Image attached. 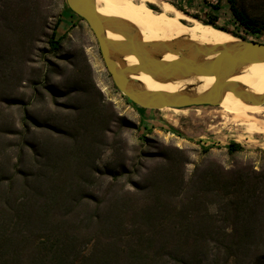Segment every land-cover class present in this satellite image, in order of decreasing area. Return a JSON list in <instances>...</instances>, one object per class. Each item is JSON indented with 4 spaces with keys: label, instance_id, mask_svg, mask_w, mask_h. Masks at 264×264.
<instances>
[{
    "label": "rangeland",
    "instance_id": "1",
    "mask_svg": "<svg viewBox=\"0 0 264 264\" xmlns=\"http://www.w3.org/2000/svg\"><path fill=\"white\" fill-rule=\"evenodd\" d=\"M203 1L191 0L184 6L202 15L207 8ZM239 2L249 15H264V0ZM56 22L55 37H62V41L58 50H52L47 40ZM217 25L236 33L232 34L236 39L244 33L227 6H223ZM248 38L264 42V37ZM3 97L22 100L28 117L24 135L28 143L38 146L37 159L48 162V166L52 162L53 170L68 187L86 189L98 197L112 183L110 175L123 168L126 173L115 187L133 189L129 177L132 182L140 181L147 174L145 168L164 161L160 156H174L186 182L194 174L200 181L205 176L207 182L212 180L214 160L225 166L248 158L256 165L264 162V131L247 130L249 126L233 123L229 115H224L221 109L233 107V103L147 109L129 101L107 71L88 24L66 0H0ZM22 114L20 108H7L0 101L1 125L20 123ZM252 116L249 120H264V112ZM232 141L240 143L245 151L228 156L225 151ZM202 148L209 150L203 152ZM25 152L23 164L28 167L36 152L28 148ZM84 163H93L98 169L89 173ZM140 163L143 167L137 172ZM82 173L89 182H81ZM257 209L239 234L246 243L240 255L245 259L242 264H264V209ZM209 211L214 212V206Z\"/></svg>",
    "mask_w": 264,
    "mask_h": 264
},
{
    "label": "trees",
    "instance_id": "2",
    "mask_svg": "<svg viewBox=\"0 0 264 264\" xmlns=\"http://www.w3.org/2000/svg\"><path fill=\"white\" fill-rule=\"evenodd\" d=\"M167 2L205 24L235 35L217 25L223 6H227L237 28L246 35L241 38L264 37V15H249L239 0H204L207 8L202 15L184 6L191 0ZM56 26L57 22L47 40L52 50H58L62 41V37H55ZM0 101L7 108L15 106L23 112L20 123L0 124V264L245 261L240 255L246 243L239 234L247 218L259 211L258 206L264 209V162L256 165L248 158L225 166L214 160L212 180L207 182L205 176L200 181L194 174L186 182L180 162L174 156H160L164 161H156L149 170L145 168L147 174L140 181L132 182L129 177L133 189L115 187L126 173L124 168L106 173L111 174L112 183L98 197L86 189L68 187L53 170L52 162L49 167L48 162L37 159L38 146L28 143L24 135L28 117L21 99L3 97ZM26 148L36 152L28 167L23 164ZM208 150L202 148L203 152ZM244 151L240 143L232 141L225 152L234 157ZM84 166L89 173L98 169L93 163ZM142 167L140 163L137 172ZM79 178L82 183L90 181L85 173ZM204 223L206 226H202Z\"/></svg>",
    "mask_w": 264,
    "mask_h": 264
},
{
    "label": "water",
    "instance_id": "3",
    "mask_svg": "<svg viewBox=\"0 0 264 264\" xmlns=\"http://www.w3.org/2000/svg\"><path fill=\"white\" fill-rule=\"evenodd\" d=\"M66 2L88 24L115 86L133 104L147 109L217 106L228 91L246 103H264V92L252 93L240 82L230 80L244 66L264 61V42L243 38L218 44L185 38L144 41L132 23L98 13L95 0ZM108 33L122 38L112 39ZM166 55L175 58L167 60ZM129 56H135L138 63H128ZM138 74H148L161 82L205 76H213L214 80L199 93L188 88L154 91L131 77Z\"/></svg>",
    "mask_w": 264,
    "mask_h": 264
},
{
    "label": "bare ground",
    "instance_id": "4",
    "mask_svg": "<svg viewBox=\"0 0 264 264\" xmlns=\"http://www.w3.org/2000/svg\"><path fill=\"white\" fill-rule=\"evenodd\" d=\"M96 10L105 16L119 17L132 23L141 33L144 41L167 40L185 38L197 43L218 44L227 41H235L231 33L205 24L195 19L168 2L159 0H95ZM155 7V8H154ZM112 39H121L120 35L108 33ZM167 60L174 59V55H166ZM128 63H138L135 56L126 58ZM144 88L149 90L177 91L190 89L194 92H201L213 82V76L188 78L161 82L153 79L148 74L131 75ZM231 81L243 84L248 91L256 94L264 92V61L255 62L241 68ZM233 103L230 108L221 109L224 115H229L233 123L245 124L251 129L264 131V120L253 119L254 114L264 112L263 104H249L227 92L219 103V106H227Z\"/></svg>",
    "mask_w": 264,
    "mask_h": 264
},
{
    "label": "built area",
    "instance_id": "5",
    "mask_svg": "<svg viewBox=\"0 0 264 264\" xmlns=\"http://www.w3.org/2000/svg\"><path fill=\"white\" fill-rule=\"evenodd\" d=\"M210 2L214 3V2H216V0H211ZM241 34H242V36H246L244 33H241Z\"/></svg>",
    "mask_w": 264,
    "mask_h": 264
}]
</instances>
